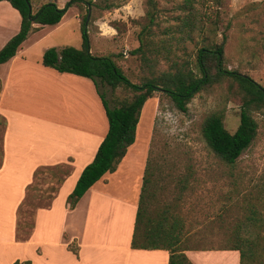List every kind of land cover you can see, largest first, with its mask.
<instances>
[{"label": "rangeland", "instance_id": "1", "mask_svg": "<svg viewBox=\"0 0 264 264\" xmlns=\"http://www.w3.org/2000/svg\"><path fill=\"white\" fill-rule=\"evenodd\" d=\"M30 1L34 12L47 2L63 8L71 0ZM107 6L112 8L106 9ZM155 9L153 26L141 36L147 24L146 0H78L68 8L63 24L56 30L46 27L43 30L46 37L35 43L26 56L39 60L42 49H80L81 23L87 16L90 53L111 57L133 84L168 72L171 62L187 61L196 73L197 50L203 46L214 48L223 42L224 68L247 75L264 87V0H155ZM141 44L143 52L133 54ZM141 55L149 59L150 68L143 64ZM60 90L56 97L60 110L85 106L84 98H75L74 92H66V87ZM98 91L109 107L130 98L129 91L122 87L111 90L99 83ZM33 95L34 91L18 94L16 108L35 117L31 127L39 141L44 142L47 125L40 124L50 120L51 103L47 98L39 95L33 98ZM239 106L226 82L196 93L185 112H179L164 92L155 91L142 107L135 136L137 145L145 143L144 160L138 158L140 163L145 162L143 176L148 181L143 195L151 218L162 210L179 218L182 249L225 251L235 225L248 223L250 212H255L258 220L248 227L252 231L250 239L257 244L253 264H264V114L252 113L258 125L256 137L232 166L224 165L213 155L200 131L203 120L216 113L222 115L224 128L233 133L239 124ZM103 118L106 132L107 120ZM97 121L92 119L88 128H96ZM4 128L0 117V146ZM21 152V161L26 163L31 151L26 148ZM23 166L18 168L28 169V165ZM64 167L41 168L34 174L17 210V238L26 239L30 235L37 208L47 213L46 207L51 206L50 193L56 190L69 166ZM115 211L113 208L97 214L106 218L104 225L112 226L113 231L118 223L121 232L123 225ZM58 216L57 213L42 215L41 223L51 217L54 224ZM90 216L97 219L96 213ZM91 221L95 223L94 219ZM71 249L75 247L72 245Z\"/></svg>", "mask_w": 264, "mask_h": 264}, {"label": "crops", "instance_id": "2", "mask_svg": "<svg viewBox=\"0 0 264 264\" xmlns=\"http://www.w3.org/2000/svg\"><path fill=\"white\" fill-rule=\"evenodd\" d=\"M64 16L55 26L33 24L34 30L15 56L0 65V117L5 122L0 146V264H168L169 254L165 250H137L130 246L145 166L138 158L144 160L145 143L137 145L135 138L117 169L104 174L73 209L67 207L68 195L83 168L92 161L106 132L103 131L104 109L91 81L42 66L40 61L46 49L41 50L39 60L26 56L35 43L46 37L43 30L46 27L58 29ZM19 26L18 12L7 1H0V49L18 32ZM63 87L67 93L74 92L75 98H84L85 106L60 110L56 97ZM30 91H34L33 98L39 95L47 98L49 105L51 103L50 120L40 124L47 125L44 142L39 141L31 127L36 122L35 117L16 108L17 95ZM90 119L94 122L98 119L96 128H88ZM26 125L30 127L23 131ZM26 148L32 155L24 163L21 151ZM26 164L25 173L18 167H27ZM67 165L61 182L50 193L51 206L46 207L47 213L37 208L28 238H17V210L35 172ZM113 208H116L117 220L121 219V232L118 223L113 231L112 226L104 225L106 218L97 214ZM55 213L59 216L54 224L51 217L41 223L42 215ZM93 213L97 219L90 216ZM41 225H46V229ZM72 245L75 254L71 251ZM183 253L191 264H238L239 259L238 253L232 251L188 249Z\"/></svg>", "mask_w": 264, "mask_h": 264}, {"label": "trees", "instance_id": "3", "mask_svg": "<svg viewBox=\"0 0 264 264\" xmlns=\"http://www.w3.org/2000/svg\"><path fill=\"white\" fill-rule=\"evenodd\" d=\"M4 1H7L18 12L20 26L18 32L0 49V65L15 56L19 46L34 30L33 24L57 25L72 3L78 0L69 1L63 8H58L54 2H47L40 5L34 12L30 0ZM109 8L112 7H106V9ZM155 14V0H146L145 20L147 24L141 30V36L149 31L150 26H153ZM86 22L87 16L83 18L81 23L82 46L80 49L73 47L48 48L42 54L40 61L42 66L58 73L73 74L90 80L97 89L107 120V131L103 140L99 144L92 161L81 171L72 192L67 197L66 203L69 209H73L85 192L98 182L104 174L113 173L117 169L127 149L135 142L136 129L144 103L151 99L157 90L164 92L179 112H185L186 105L196 93L226 82L228 89L240 105L239 124L235 131L230 133L223 126L222 115L213 113L203 120L200 129L201 136L213 155L227 166H232L241 153L251 145L258 128L252 113L261 112L264 114V87L247 75L224 68L223 42L214 48L203 46L197 50L196 73L187 61L182 63L171 62L168 72L145 78L141 84H133L115 65L111 57H96L90 53ZM141 41L143 40L141 39ZM142 49L141 44L132 53H142ZM141 57L143 64L148 67L149 59L144 55ZM99 83L111 90L122 87L129 91L130 98L117 106L109 107L103 94L98 91ZM61 180L58 182L60 183ZM147 183V179L143 176L131 248L165 250L169 254L168 264H191L183 253L188 249L180 248L179 218L173 217L166 210H162L152 218L148 215L146 196L143 195L146 192ZM247 220L248 223L235 225L225 248V251L238 253V264H253L257 256V244L250 239L252 231L248 229L251 222L254 223L258 220L256 213L251 211ZM71 251L76 253L73 249Z\"/></svg>", "mask_w": 264, "mask_h": 264}]
</instances>
